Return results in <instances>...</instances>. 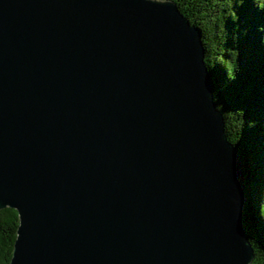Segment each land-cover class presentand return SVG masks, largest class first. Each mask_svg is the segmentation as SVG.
<instances>
[{"label": "water", "instance_id": "1", "mask_svg": "<svg viewBox=\"0 0 264 264\" xmlns=\"http://www.w3.org/2000/svg\"><path fill=\"white\" fill-rule=\"evenodd\" d=\"M243 154L172 0H0L8 264H250Z\"/></svg>", "mask_w": 264, "mask_h": 264}, {"label": "trees", "instance_id": "2", "mask_svg": "<svg viewBox=\"0 0 264 264\" xmlns=\"http://www.w3.org/2000/svg\"><path fill=\"white\" fill-rule=\"evenodd\" d=\"M197 26L227 139L243 154L250 264H264V0H172ZM17 211L0 209V264H8Z\"/></svg>", "mask_w": 264, "mask_h": 264}]
</instances>
